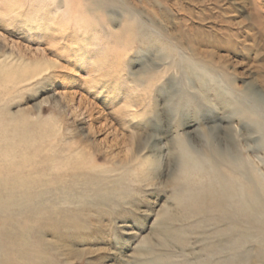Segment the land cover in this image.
<instances>
[{
    "label": "rangeland",
    "instance_id": "1",
    "mask_svg": "<svg viewBox=\"0 0 264 264\" xmlns=\"http://www.w3.org/2000/svg\"><path fill=\"white\" fill-rule=\"evenodd\" d=\"M52 3L0 0V264H264V0Z\"/></svg>",
    "mask_w": 264,
    "mask_h": 264
},
{
    "label": "clouds",
    "instance_id": "2",
    "mask_svg": "<svg viewBox=\"0 0 264 264\" xmlns=\"http://www.w3.org/2000/svg\"><path fill=\"white\" fill-rule=\"evenodd\" d=\"M62 3V7L59 6V12L62 16L63 22L69 28L71 33H85L93 27H100L104 23V18L101 14L102 10L99 9L95 4L92 3V0H79V2H74V0H60L59 5ZM58 0H53L52 6L57 7ZM92 47L101 49L99 56L103 57L105 54L110 53L114 45L112 44L109 36H101L100 32H97L93 36ZM139 74V79H146V74L141 70H136ZM176 96L170 98L167 102V105ZM252 102L255 106H258L261 109H264V93L253 94Z\"/></svg>",
    "mask_w": 264,
    "mask_h": 264
},
{
    "label": "snow or ice",
    "instance_id": "3",
    "mask_svg": "<svg viewBox=\"0 0 264 264\" xmlns=\"http://www.w3.org/2000/svg\"><path fill=\"white\" fill-rule=\"evenodd\" d=\"M40 85H36V87H39ZM186 103H189V104H195V100H194V97L190 98L188 96H184V95H180V96H176L173 101H171L169 103V105L167 106L170 114L172 115L173 118H175L181 108L186 104Z\"/></svg>",
    "mask_w": 264,
    "mask_h": 264
},
{
    "label": "bare ground",
    "instance_id": "4",
    "mask_svg": "<svg viewBox=\"0 0 264 264\" xmlns=\"http://www.w3.org/2000/svg\"><path fill=\"white\" fill-rule=\"evenodd\" d=\"M261 179V178H260ZM260 188L264 191V182H260ZM264 195V194H263ZM263 206V203L261 204ZM201 208V207H200ZM202 209V208H201ZM255 231V230H254ZM234 242V241H233ZM261 263H264V256L260 253L258 254Z\"/></svg>",
    "mask_w": 264,
    "mask_h": 264
}]
</instances>
